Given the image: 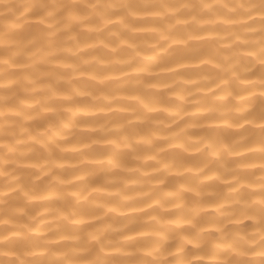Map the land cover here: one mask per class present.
<instances>
[{
    "label": "clouds",
    "instance_id": "1",
    "mask_svg": "<svg viewBox=\"0 0 264 264\" xmlns=\"http://www.w3.org/2000/svg\"><path fill=\"white\" fill-rule=\"evenodd\" d=\"M0 264H264V0H0Z\"/></svg>",
    "mask_w": 264,
    "mask_h": 264
}]
</instances>
